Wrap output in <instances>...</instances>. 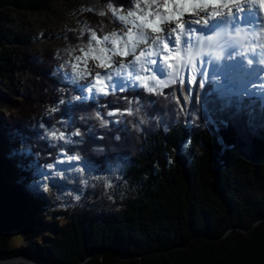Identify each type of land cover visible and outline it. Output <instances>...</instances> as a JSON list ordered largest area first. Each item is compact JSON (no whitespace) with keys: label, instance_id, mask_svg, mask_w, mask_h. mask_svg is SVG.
Instances as JSON below:
<instances>
[{"label":"trees","instance_id":"16d2710c","mask_svg":"<svg viewBox=\"0 0 264 264\" xmlns=\"http://www.w3.org/2000/svg\"><path fill=\"white\" fill-rule=\"evenodd\" d=\"M51 2L0 0V102L10 99L18 111L8 122L0 116V257L24 255L52 264H264V128L259 111L252 132L228 113L212 112L215 124L210 123L203 110L207 86L199 103L195 94L187 105L179 92L170 98L172 87L161 94L143 90L148 109L131 114L127 102L134 104L140 92L131 87L73 100L86 94L68 78L70 67H58L52 54L47 55L48 66H38L26 48L34 44L33 36L10 28L11 12H38ZM26 74L33 76L35 89L39 81L45 83L48 103L38 106L41 96L33 97L17 82ZM57 105L60 112L49 114ZM27 111L30 123L19 117ZM96 111L109 121L106 126L92 115ZM109 111L115 115L107 116ZM52 114L62 116L57 129L66 137L77 129L82 134L72 137L82 142L67 144L65 154L81 150L91 171L106 174L110 184L93 180L87 197L70 210H55L52 199L59 190L48 191L40 182L41 168L61 156L53 148L57 140L41 128ZM167 116L176 119L167 123ZM105 139L115 142L98 143ZM100 148L102 152L96 151ZM81 175L66 172L63 182ZM13 232H21L26 244L13 246Z\"/></svg>","mask_w":264,"mask_h":264},{"label":"snow or ice","instance_id":"6c2138e0","mask_svg":"<svg viewBox=\"0 0 264 264\" xmlns=\"http://www.w3.org/2000/svg\"><path fill=\"white\" fill-rule=\"evenodd\" d=\"M147 3L156 7V10L149 12L145 8L138 7L136 11L129 10L126 14H120L118 11L113 13L126 25H133L124 33L125 39H121L117 32H111L99 39L96 32L89 30V42L80 47L82 55L74 57L76 61L72 64L74 78L83 80L92 75L94 78L87 91L91 92L95 89L97 93L105 95L108 88L120 87L113 77L123 76L124 81L131 83L139 81L147 92L156 94H161L162 88L176 86L170 91L169 96L171 99H176V93H181L185 105L192 96L193 83H198L199 88L207 85L208 91L204 94L203 110L209 113L210 123L215 124L211 117L212 112L228 113L231 119L243 121L246 128L252 132L256 128L258 110L260 126L264 128V47L260 49L259 58L253 60L246 55L254 51L248 42L256 35L255 32L248 30L250 23L245 27L236 23L230 30V25L245 11V6L249 10L248 16L251 20L253 18L251 10L257 4L264 9V0H147ZM108 8L111 10L112 4H109ZM186 13L198 18L190 23L185 18ZM193 24L207 27L211 34L207 36L200 34L198 29L193 28ZM164 33L175 36L174 46L171 49L169 48L171 41L166 40ZM106 43L108 47H105ZM141 46L147 51L142 50L140 55L135 57V62L125 63L123 60H114V57L135 53ZM160 52L164 53L162 59L167 70L165 79H157L156 75L151 74L153 72L151 65L158 63L151 57ZM237 57H243V62H237ZM89 59L95 63L96 68L109 69V73L102 75L101 72L89 68L87 66ZM80 63L84 67H79ZM113 64L119 66L113 67ZM145 64L149 65L147 69L149 74L141 75L145 71ZM105 81L109 83L106 84ZM59 91L63 92L64 89L61 88ZM196 96L199 103L200 93L197 92ZM72 99L87 100L88 96H74ZM59 103L62 104L64 101L61 100ZM177 103L179 104L180 101L177 100ZM57 110V107H51L49 114ZM126 111L131 114V109ZM92 115L99 120L101 127L109 122L101 118L99 111ZM106 115L111 117L115 112L109 111ZM191 115L194 118L196 116L195 113ZM140 123L146 121L141 119ZM220 123L227 126L226 120H221ZM41 128H44L45 134L53 141L61 140L65 144L82 142L72 140L73 136L82 135L78 129L65 137L64 132L55 127L49 130L41 124ZM188 143L190 141L185 143V148ZM96 151L102 152L103 149ZM60 152L63 153L64 149L61 148ZM72 161H78L79 165L68 166L62 170H56V166L49 163L46 166L49 170L48 175L55 180L64 178L65 172L81 174L92 169L91 162L83 159L79 153L70 156L64 154L63 159L57 164L66 162L70 164ZM90 178L104 180L105 186L110 187L107 177ZM79 183L87 185L88 180L81 177ZM72 199L78 200L79 196L72 195Z\"/></svg>","mask_w":264,"mask_h":264},{"label":"rangeland","instance_id":"374dc122","mask_svg":"<svg viewBox=\"0 0 264 264\" xmlns=\"http://www.w3.org/2000/svg\"><path fill=\"white\" fill-rule=\"evenodd\" d=\"M121 1L122 0H52L50 6L48 8L43 9L42 11L32 12L16 10L14 12H11L10 28L17 34H31L33 36L34 44L27 45L26 48H28V50L34 53V55L37 57V64L39 66H48V63H46V60L48 58L47 55L52 54L53 57H55V64L57 63L58 67L61 65L64 66V68H66L67 66L70 67V69H66L68 70V78L70 80L75 81L85 91H87V88L94 77L90 75L88 78H85L83 80L75 79V74L72 71V64L76 63V61L74 60L75 56L82 55L80 47L89 42V30L96 32L97 38L99 39H102L103 36H106L111 32H117V35L121 39H125L126 37L124 36V33L128 30V28L133 27V25H126L124 22L120 21L118 19V16L113 14L114 12L118 11L120 14H126L129 10L136 11L138 7L145 8V10L149 12L156 10V7H153L152 5L148 4L147 0H139V3H137V0H123L122 2ZM109 4H112L113 6L111 10H109L108 8ZM253 40L256 41V38H254ZM105 47H108L107 43L105 44ZM137 50L138 51H136L135 53H129L127 56L114 57V60H123L125 63L135 62V57L137 55H140V52L142 50L147 51L146 49H143L142 46L138 47ZM163 55V53H155L151 58L158 61L157 64L151 65V68L153 69V72L151 74L156 75L157 79H165L167 76L166 65L164 64L162 59ZM236 60L237 62H242L243 58L237 57ZM78 66L84 67L82 63H80ZM87 66L89 68H92L93 66H95V63L91 59H89ZM112 66L118 67L119 65L113 64ZM148 68L149 65L145 64V71L142 72L141 75H148ZM94 70L101 72L102 75L109 73V69L96 70L95 68ZM32 77L33 76H29V74H26L20 76L17 82H20V85H26V92L30 90L31 95H33V97L35 94H38L37 97H39V95L41 96L42 100L40 101L41 103L38 106L45 105L43 104V102L48 103L50 100V97L46 92V85L45 83H43V81H39L37 89H35L34 85L36 83L34 82ZM113 80L115 82H118L120 84V87H123L124 85H130L132 87H138L140 89V92L138 94H135V103L129 104V102H127L128 109H132V111L139 109L140 112H145L148 109L149 101L148 98L146 99V96L142 94L143 85L139 81H136L135 83L127 82L123 80V76L113 77ZM105 83L107 84L109 82L105 81ZM175 87L176 86H172L171 89ZM15 88L17 89L16 86ZM44 92L46 94H44ZM92 94L99 95L100 93H97L95 89H93ZM37 97H35L34 99H36ZM8 101L0 102L1 121L5 119L7 122L11 121L12 118L10 117V115H12V113L18 112L17 110L12 109L11 100L8 99ZM162 104L168 105L170 103L163 102ZM38 106H35L33 109L37 111ZM56 107L59 108L60 105H57ZM59 112L60 110L58 109L57 113ZM27 113H29V111L24 112L22 114L19 112V117H23V119L25 120L28 119L27 123H30L29 119L32 118V116L28 118L29 115ZM58 117L55 114L50 115V118H47L46 122V125L48 127H44L48 128L49 130H51L53 127L60 128L58 124L61 122L60 119L62 116ZM180 117L181 115L179 116V118ZM165 119L168 120L167 123H173L176 119V116H167ZM41 121L42 123H44L43 118L41 119ZM105 142H107L106 144L109 146L110 143H113L115 141L112 139H105L104 141L100 142L98 141V143ZM66 146L67 144H65L64 141L61 140H57V147L53 146L54 150H57L59 152L61 148L64 149L63 153L60 152L61 156L58 157L59 160L53 162V164L56 166V170H62L68 166H77L78 161H72L70 162V164L67 162L63 164H57L58 161L63 159V156L66 153ZM99 147L105 148L106 146L104 144H100ZM77 152L79 153L81 152V150H77ZM41 173H44V175H42ZM48 173L49 170L47 169V167L43 166L39 172V175L43 177L41 178L40 182L41 186L43 185L42 188H47L48 191L50 190V188L52 189V187H54L56 190H59L53 194L54 197L52 200L55 204V210H70L74 205L78 204L82 198L87 197L86 191L88 189H93L94 187L93 180L95 179H91L90 177H107L106 174L100 175L98 174V172L91 171L88 173L87 171H85L80 177L72 178L71 183L65 184L63 182L65 177L56 178L54 180L48 175ZM81 177L88 180L87 185H81L79 183ZM72 195L79 196V199L73 200ZM60 217L59 219H61ZM58 222H60V224L64 223L63 221ZM257 223H259V221H256L254 225ZM237 228L241 227L238 226ZM11 244L16 247L26 244V241L24 240V237L21 232H13L11 234ZM10 257L18 259V261L15 260V263L17 264H42L36 263V261L34 262V257L32 258L24 255H15ZM37 260L43 261L42 259Z\"/></svg>","mask_w":264,"mask_h":264},{"label":"bare ground","instance_id":"6f19581e","mask_svg":"<svg viewBox=\"0 0 264 264\" xmlns=\"http://www.w3.org/2000/svg\"><path fill=\"white\" fill-rule=\"evenodd\" d=\"M123 1V0H122ZM121 1V2H122ZM118 2V1H117ZM120 2V1H119ZM121 4V3H120ZM259 6L258 5H256L253 9H256L255 10V16H256V20L258 19V17H259V8H258ZM247 9V8H246ZM185 18L191 23L192 22V20L193 19H196V18H198V17H194L191 13H186L185 14ZM112 22V21H111ZM256 24V23H255ZM193 26L194 27H196V29H198L199 30V33L200 34H202V35H204V36H207V35H210L211 33L208 31V28L207 27H202L201 25H199V24H193ZM253 26H255V25H253ZM253 26H250L249 28H250V31H253V29L255 28V27H253ZM187 27V26H186ZM244 27V26H243ZM232 28L230 27V30H231ZM150 31V30H149ZM259 32V35H260V37L261 38H263V34H262V32H260V31H258ZM105 34V33H104ZM103 34V35H104ZM164 35H165V37H166V40H168V41H171L170 43H169V48L171 49L173 46H174V40H175V36H168V34L167 33H164ZM263 41H264V39H263ZM262 45H260L259 47H261ZM138 49V48H137ZM136 51H138V50H136ZM160 53H163V52H160ZM252 55H254V53H252L250 56H252ZM152 58V57H151ZM39 66V65H38ZM96 67L95 66H93L92 67V69H95ZM96 70H99V68H96ZM128 104V103H127ZM110 105V104H109ZM114 106V105H113ZM109 107V106H108ZM118 108V107H117ZM132 110V109H131ZM174 114V113H173ZM131 117V116H130ZM97 120V119H96ZM256 132V131H255ZM99 136V135H98ZM100 137V136H99ZM101 138V137H100ZM248 147V146H247ZM152 153V152H151ZM103 156V155H102ZM101 156V157H102ZM107 156V155H106ZM103 159V158H102ZM142 163V162H141ZM143 165V164H142ZM144 166V165H143ZM139 170V169H138ZM252 171V170H251ZM133 173V172H132ZM150 173V172H149ZM146 179V178H145ZM158 187V186H157ZM146 191V190H145ZM161 191V190H160ZM138 193V192H137ZM141 193V192H140ZM213 194V193H212ZM180 196V195H179ZM167 206V205H166ZM165 207V206H164ZM163 207V208H164ZM75 210V209H74ZM225 210V209H224ZM247 210V209H246ZM122 213V212H121ZM130 213V212H129ZM198 225V224H197ZM224 225V224H223ZM227 228V227H226ZM65 236V235H64ZM63 238V237H62ZM173 241V240H172ZM68 242V241H67ZM211 242V241H210ZM70 245V244H69ZM68 249V248H67ZM61 253V252H60ZM73 255V254H72ZM73 256H75V255H73ZM193 256V255H192ZM76 258V257H75ZM78 259V258H77ZM15 260H17L18 261V259H14V258H12V259H9V260H2V259H0V262H1V264H17V263H15ZM91 263V262H90ZM19 264V263H18ZM88 264H89V261H88ZM193 264V263H192Z\"/></svg>","mask_w":264,"mask_h":264},{"label":"water","instance_id":"95a60500","mask_svg":"<svg viewBox=\"0 0 264 264\" xmlns=\"http://www.w3.org/2000/svg\"><path fill=\"white\" fill-rule=\"evenodd\" d=\"M221 139V138H220ZM222 140V139H221ZM0 259H2V260H9V259H12V257H7V258H1L0 257ZM34 262L36 261V263H42V264H52V263H49V262H45V261H40V260H37V259H34L33 260Z\"/></svg>","mask_w":264,"mask_h":264}]
</instances>
